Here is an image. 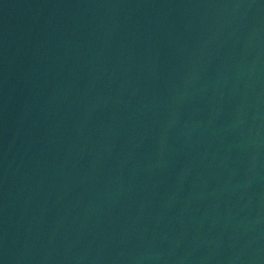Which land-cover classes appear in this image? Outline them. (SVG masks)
Listing matches in <instances>:
<instances>
[{
  "label": "water",
  "instance_id": "obj_1",
  "mask_svg": "<svg viewBox=\"0 0 264 264\" xmlns=\"http://www.w3.org/2000/svg\"><path fill=\"white\" fill-rule=\"evenodd\" d=\"M0 264H264V0H0Z\"/></svg>",
  "mask_w": 264,
  "mask_h": 264
}]
</instances>
